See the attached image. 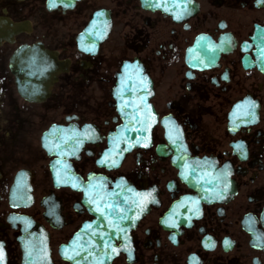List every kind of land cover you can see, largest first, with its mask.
<instances>
[{
  "label": "flooded vegetation",
  "instance_id": "1",
  "mask_svg": "<svg viewBox=\"0 0 264 264\" xmlns=\"http://www.w3.org/2000/svg\"><path fill=\"white\" fill-rule=\"evenodd\" d=\"M54 2L0 0L7 264L20 217L49 264H264V0ZM23 45L59 63L33 100Z\"/></svg>",
  "mask_w": 264,
  "mask_h": 264
},
{
  "label": "water",
  "instance_id": "2",
  "mask_svg": "<svg viewBox=\"0 0 264 264\" xmlns=\"http://www.w3.org/2000/svg\"><path fill=\"white\" fill-rule=\"evenodd\" d=\"M148 1L158 4V0ZM168 1H177L179 4L182 3V0H163L165 4H169ZM177 2L173 4V8L177 7ZM11 63L12 68L21 69L20 71L27 72L25 73V76H23L22 86L20 87V92L27 98H33L44 91V80L48 78L49 72L57 65L52 54L44 51L38 46L30 48L24 46L20 48L12 57ZM12 200L19 204V202H27L29 199ZM28 227L30 228L32 225H28ZM34 236H36V238L39 239V242L41 241L44 245L45 236L42 231H32L28 228L24 229V239H20L24 251L23 264H47V255H45V253L41 255V251L37 249L35 242L31 240V237ZM0 264H6L5 251L3 250L1 243Z\"/></svg>",
  "mask_w": 264,
  "mask_h": 264
},
{
  "label": "snow or ice",
  "instance_id": "3",
  "mask_svg": "<svg viewBox=\"0 0 264 264\" xmlns=\"http://www.w3.org/2000/svg\"><path fill=\"white\" fill-rule=\"evenodd\" d=\"M49 6L50 7H56V3L54 2V0H49ZM67 6V5H66ZM166 11H167V9H165ZM102 13H98L97 15H101ZM175 19H177V20H179V19H181V16L180 15H177V16H175ZM85 51H94V49H92V48H85L84 49ZM145 86H146V84H145ZM240 107V105H237V108H239ZM169 138L171 139V134H170V136H169ZM173 143H175V141H173ZM146 146V145H145ZM236 147L237 148H240L241 146L240 145H236ZM101 163H103V161H101ZM113 163V165H115L116 164V161H113L112 162ZM74 187H75V185H73ZM148 195H150V194H148ZM97 210H99V209H97ZM141 210H143V209H141ZM198 211V210H197ZM164 223L165 224H167L168 223V220H165L164 221ZM171 226H175V223L173 222V224L171 225ZM210 239V238H209ZM225 243H226V245H227V241H225ZM206 247H208L209 245H205ZM68 259H72L73 257H71V256H68L67 257Z\"/></svg>",
  "mask_w": 264,
  "mask_h": 264
}]
</instances>
